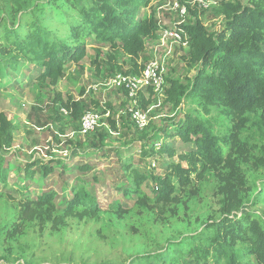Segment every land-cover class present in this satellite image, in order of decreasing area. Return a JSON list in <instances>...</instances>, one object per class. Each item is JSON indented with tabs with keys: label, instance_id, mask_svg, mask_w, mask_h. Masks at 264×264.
<instances>
[{
	"label": "rangeland",
	"instance_id": "rangeland-1",
	"mask_svg": "<svg viewBox=\"0 0 264 264\" xmlns=\"http://www.w3.org/2000/svg\"><path fill=\"white\" fill-rule=\"evenodd\" d=\"M192 1L150 0L147 7L140 9V16H154L158 31L154 38L145 40L144 52L134 59L90 37L81 40L85 44L84 55L70 58L57 82L39 79L43 70L22 61L0 83V114L14 127L13 147L6 154L11 172L7 187L0 188V258L4 256L14 262L32 260V264L57 263L70 258L73 264H118L128 255L150 253L168 242L187 239L200 230L209 215L219 217L220 203L215 197L218 181L213 172L201 178L190 173V183L182 187L174 179L176 202L163 205L153 192L150 176L165 175L179 164L189 167L182 157H189L194 151L192 144H184L175 137L166 138L162 142L172 155L162 154L151 160L142 155L143 142L137 141L145 132L154 134V130L164 126L166 119L177 115L182 119L186 111H193L197 117L215 124L220 137L230 125L223 110L209 108L206 111L193 104L175 109L165 99V90L171 82L184 83L195 74L196 68L188 64V45L183 40L176 43L168 39L160 46L161 31H183V25L192 23L194 16L209 32L221 31L223 4L237 0H209L217 3L209 11L199 10ZM169 2L185 7L187 15L181 18L171 11L167 7ZM240 3L247 6L248 0H240ZM54 29L60 33L66 30L61 25ZM153 52L164 85L158 92L148 90L138 95L137 109L149 121L146 129L139 130L129 114L134 108L129 99L123 92L109 89L107 84L115 74L139 75ZM61 108L69 112L68 117L60 115ZM87 111L101 119L95 133L83 137L79 123ZM159 137L162 139L161 135ZM125 160L130 170L123 167ZM49 161L53 172L45 179L35 174L32 182L23 181V171H15L23 162L39 166ZM79 165H88L92 170L81 174L77 170ZM239 168L248 180L249 189L241 192L239 210L255 212L264 218V202L255 203L258 190L264 184V167L242 164ZM132 171L145 177L138 191H134ZM78 186L95 198L99 209L96 219L66 218L58 230H39L28 219L22 223L28 209L42 207L35 198L48 191L57 195L52 203L54 214H62L61 205L70 200L71 190ZM13 228V237L6 240V233Z\"/></svg>",
	"mask_w": 264,
	"mask_h": 264
},
{
	"label": "trees",
	"instance_id": "trees-1",
	"mask_svg": "<svg viewBox=\"0 0 264 264\" xmlns=\"http://www.w3.org/2000/svg\"><path fill=\"white\" fill-rule=\"evenodd\" d=\"M149 3L150 0H0V83L22 61L43 70L39 79L57 82L69 59L84 55L85 44L81 40L90 37L132 59L140 56L145 40L154 38L158 31L154 16H140V9ZM220 14L224 21L221 31L209 32L195 16L192 23L183 25L181 31L188 37V64L196 68L195 74L184 83L171 82L165 99L175 109L193 104L206 111L223 110L230 121L225 134L220 137L215 124L186 111L182 119L174 115L154 134L145 132L137 140L143 142L142 155L151 160L162 154L172 155L162 142L166 138L192 144L194 151L189 157H182L189 167L179 164L165 175L150 176L153 192L163 205L176 202L174 179L182 187L190 183V173L201 178L213 172L218 181L215 197L220 203L219 217L209 215L200 230L187 239L168 242L150 253L128 255L118 264H264V218L239 210L241 192L248 189V180L239 166L264 167V0H248L247 6L240 0L223 4ZM57 25L63 26L65 32H55ZM74 106L75 110L79 108L77 103ZM112 126L115 127L113 123ZM13 134L12 123L0 114L2 189L7 187L11 172L6 154L13 147ZM49 163L38 166L23 162L15 171H23V181L32 182L35 174L45 179L53 172ZM123 163L126 170L131 169L128 160ZM77 170L87 174L92 168L79 165ZM132 174L134 191H138L145 177L133 171ZM71 193L70 200L61 205L62 214H54L52 208L57 195L53 191L42 193L35 198L42 207L28 209L22 223L28 219L39 230H58L66 218L96 219L99 209L95 198L82 186L73 188ZM257 198L256 205L264 202V184ZM139 204L144 205L140 201ZM8 232L6 240L13 237L15 228ZM32 263L0 258V264ZM50 264L73 263L70 258Z\"/></svg>",
	"mask_w": 264,
	"mask_h": 264
},
{
	"label": "built area",
	"instance_id": "built-area-1",
	"mask_svg": "<svg viewBox=\"0 0 264 264\" xmlns=\"http://www.w3.org/2000/svg\"><path fill=\"white\" fill-rule=\"evenodd\" d=\"M192 5H195L201 11H209L216 6L217 3L209 0H193ZM167 7H169L174 13H177L181 18H184L187 15V9L177 3L171 4L169 2ZM168 39L176 43L183 40L186 45H188V37L181 30H162L160 46H164L166 40ZM163 85L164 82L161 77V69L156 58V53L153 52L151 58L146 62L139 75L116 74L107 84V87L125 94L131 105L134 107L129 110L133 124L139 130H144L148 126L149 121L146 116L139 109H137V97L140 93H145L148 90L158 92L162 89ZM60 114L67 117L69 112L61 108ZM108 115L109 114L107 112L106 116ZM100 119L101 117L94 112H85L79 123L80 135L84 137L95 133L96 129L99 127Z\"/></svg>",
	"mask_w": 264,
	"mask_h": 264
}]
</instances>
